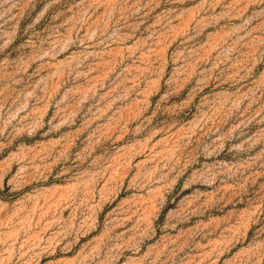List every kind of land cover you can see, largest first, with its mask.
Returning <instances> with one entry per match:
<instances>
[{"label": "rangeland", "instance_id": "374dc122", "mask_svg": "<svg viewBox=\"0 0 264 264\" xmlns=\"http://www.w3.org/2000/svg\"><path fill=\"white\" fill-rule=\"evenodd\" d=\"M0 264H264V0H0Z\"/></svg>", "mask_w": 264, "mask_h": 264}]
</instances>
